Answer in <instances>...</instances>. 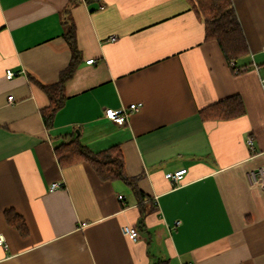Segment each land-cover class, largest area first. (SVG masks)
Wrapping results in <instances>:
<instances>
[{"label":"crops","instance_id":"0c3cea01","mask_svg":"<svg viewBox=\"0 0 264 264\" xmlns=\"http://www.w3.org/2000/svg\"><path fill=\"white\" fill-rule=\"evenodd\" d=\"M75 1L81 58L47 128L42 85L70 64L71 0H0V264H264V187L250 179L264 165V0H232L249 47L240 72L205 40L191 0ZM237 94L244 115L203 119ZM134 102L142 107L124 125L104 116ZM72 133L94 152L118 145L147 196L88 162L62 166L55 148ZM180 169L179 184L166 178Z\"/></svg>","mask_w":264,"mask_h":264},{"label":"trees","instance_id":"16d2710c","mask_svg":"<svg viewBox=\"0 0 264 264\" xmlns=\"http://www.w3.org/2000/svg\"><path fill=\"white\" fill-rule=\"evenodd\" d=\"M75 3V0H71L69 8L66 9L68 25L64 35L72 51L70 64L62 71L61 78L57 83L42 85L50 100V104L41 110L42 118L47 128L53 126L57 112L65 103V84L73 76L81 58L77 45L76 27L74 22L70 21V6ZM191 3L204 22L205 40H216L227 62L230 65L235 62L242 66L239 61L249 53V47L232 0H191ZM231 67L234 69L232 65ZM200 113L205 120L232 119L244 115L246 106L241 95L237 94L201 109ZM68 137L70 138L55 148L56 155L62 166L77 162H88L100 179L124 180L131 184L140 198L143 199L147 196L137 187L138 177H130L127 174L124 156L118 145L100 152H94L81 142L78 135L76 136L72 133ZM145 214L146 212L143 210L140 219L141 226L144 225ZM5 218L7 223L15 227L22 236H26L29 233L24 217L14 208L5 210ZM154 264H168V260L159 259Z\"/></svg>","mask_w":264,"mask_h":264},{"label":"built area","instance_id":"2783aa9c","mask_svg":"<svg viewBox=\"0 0 264 264\" xmlns=\"http://www.w3.org/2000/svg\"><path fill=\"white\" fill-rule=\"evenodd\" d=\"M262 53L264 54V45L262 46ZM95 59H89L87 60L88 63H94ZM234 67L235 72L244 71L246 69L245 66H239L235 62H232L231 64ZM7 78H12L15 76V72L12 70L7 71L6 73ZM264 81V79H263ZM10 102H12L13 97H9ZM142 103L141 102H134L130 103L128 106H124L118 109H114L111 107H107L104 110V116L108 118L109 120L119 124L124 125L129 120V117L134 113L141 109ZM249 143L253 146L254 141L253 138H249ZM186 169H180L175 172H169L165 176L169 181H171L173 184H179L185 176ZM250 179L253 184L260 185L264 187V165L259 166L256 170H254L250 174ZM59 183H53L51 186V189H55L59 187ZM122 198V196H120ZM180 224V221H177L175 223V226H178ZM122 232L127 237L137 240L140 236V232L136 227H133L131 225H124L122 227ZM6 243L4 236L0 233V245H4Z\"/></svg>","mask_w":264,"mask_h":264},{"label":"water","instance_id":"95a60500","mask_svg":"<svg viewBox=\"0 0 264 264\" xmlns=\"http://www.w3.org/2000/svg\"><path fill=\"white\" fill-rule=\"evenodd\" d=\"M79 132L77 131V134H78Z\"/></svg>","mask_w":264,"mask_h":264}]
</instances>
